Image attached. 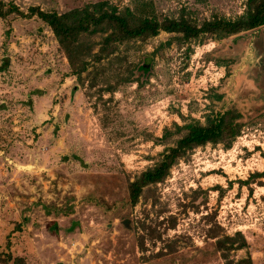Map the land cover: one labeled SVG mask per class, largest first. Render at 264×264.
<instances>
[{
	"label": "rangeland",
	"instance_id": "1",
	"mask_svg": "<svg viewBox=\"0 0 264 264\" xmlns=\"http://www.w3.org/2000/svg\"><path fill=\"white\" fill-rule=\"evenodd\" d=\"M0 1L58 15L103 3L196 26L235 21L248 2ZM78 43L72 66L37 17L0 18V252L9 240L26 264H264V26L160 32L96 65L100 36ZM212 112L233 113L238 135L194 149L127 205L128 184L179 137L165 129ZM241 238L225 256L216 247Z\"/></svg>",
	"mask_w": 264,
	"mask_h": 264
},
{
	"label": "trees",
	"instance_id": "2",
	"mask_svg": "<svg viewBox=\"0 0 264 264\" xmlns=\"http://www.w3.org/2000/svg\"><path fill=\"white\" fill-rule=\"evenodd\" d=\"M19 15L23 18L37 17L53 33L58 44L66 52L70 64L73 66V52L78 50L79 38L82 35H99V52L92 55L94 65L104 59H109L120 45L131 41H142L155 37L160 32L180 34L183 40L196 39L203 35L228 37L244 31L255 30L264 25V0H248L245 15L235 21L214 19L203 22L200 26L193 25L185 19H164L158 21L152 17L138 16L129 8L118 11L109 8L103 3L89 4L83 9H76L63 15L54 12H44L38 7H30L27 13L10 5L7 8L0 1V18L10 15ZM112 60H110L111 62ZM80 68L85 69L84 60L80 61ZM83 66V68H82ZM138 71H147L146 66H138ZM231 112H216L204 116V122L185 120L182 125H174L173 130L165 129L163 139L169 134L179 135L175 143L165 148L159 160L149 169L127 186V205L137 204L144 190L152 185L163 182L171 168L194 149L206 144H229L230 140L238 135V125ZM128 219H122L124 228L130 229ZM73 225L65 229V233L72 231ZM231 243L233 242L230 239ZM233 244V243H232ZM226 246L221 240L216 247L225 256V251L246 248V242L241 238L236 246ZM0 264H26L21 257H13L10 253V242H6L5 249L0 252ZM227 264H232L231 262ZM235 264H252L250 255Z\"/></svg>",
	"mask_w": 264,
	"mask_h": 264
},
{
	"label": "water",
	"instance_id": "3",
	"mask_svg": "<svg viewBox=\"0 0 264 264\" xmlns=\"http://www.w3.org/2000/svg\"><path fill=\"white\" fill-rule=\"evenodd\" d=\"M263 26H264V25H263ZM263 26H262V27H263ZM259 28H260V27H259ZM257 29H258V28H257ZM255 30H256V29H255ZM252 31H254V30H252Z\"/></svg>",
	"mask_w": 264,
	"mask_h": 264
}]
</instances>
